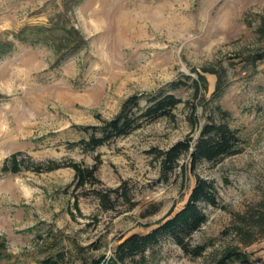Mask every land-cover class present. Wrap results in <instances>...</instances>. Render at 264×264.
<instances>
[{
	"label": "rangeland",
	"instance_id": "rangeland-1",
	"mask_svg": "<svg viewBox=\"0 0 264 264\" xmlns=\"http://www.w3.org/2000/svg\"><path fill=\"white\" fill-rule=\"evenodd\" d=\"M159 93L182 100L170 116L85 144ZM212 122L237 130L241 152L185 155L164 174L161 153ZM17 152L21 171L2 172ZM72 163L96 181L80 185ZM198 177L217 190L192 236L203 254L164 237L129 264H216L229 250L264 264V0H0V264L109 259L180 211ZM124 185L131 202L113 193L104 208L96 192Z\"/></svg>",
	"mask_w": 264,
	"mask_h": 264
},
{
	"label": "trees",
	"instance_id": "trees-1",
	"mask_svg": "<svg viewBox=\"0 0 264 264\" xmlns=\"http://www.w3.org/2000/svg\"><path fill=\"white\" fill-rule=\"evenodd\" d=\"M198 87V82H195ZM138 98L130 100L135 106L136 112L122 113L116 119L108 122L102 128H95L91 132L89 140L85 142L90 149H95L112 138L127 135L137 129L142 121H153L161 117L170 116L182 100L174 94L159 93L148 98L145 107L140 106ZM138 111V112H137ZM240 137L237 130L232 129L227 123H208L199 135L198 140L192 145L191 140L180 141L169 150L162 152L163 172L173 171L183 156L189 155L192 163L201 161L214 163L220 159L236 155L241 152L239 149ZM20 152L8 157L2 166V172L19 173L22 169L23 158H19ZM47 168H37V171H51L59 168L58 164L50 161ZM75 171L76 177L80 179V185L96 181V170L94 168L83 169L78 163L70 164ZM116 199L120 196L131 202L125 185L107 192L97 191L101 205L106 209H114L112 194ZM204 205H217V190L213 182L198 177L196 185L192 190L187 204L175 214L170 215L157 229L146 235L133 234L118 244L112 256L108 259L104 256L93 261L91 264H129L130 262L143 261L146 253L158 245L166 237L170 238L186 254L199 257L205 251L201 245H192V236L201 229L208 221V216L203 209ZM264 221V213L259 218ZM1 251V250H0ZM240 257V254L229 250L216 264H233L232 259Z\"/></svg>",
	"mask_w": 264,
	"mask_h": 264
}]
</instances>
